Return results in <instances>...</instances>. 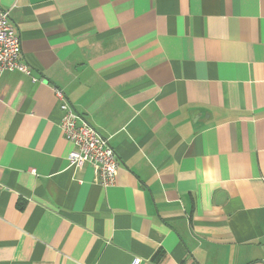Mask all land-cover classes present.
Here are the masks:
<instances>
[{"label": "crops", "instance_id": "0c3cea01", "mask_svg": "<svg viewBox=\"0 0 264 264\" xmlns=\"http://www.w3.org/2000/svg\"><path fill=\"white\" fill-rule=\"evenodd\" d=\"M0 8L33 70L0 72V264H264V0ZM55 88L113 186L70 166Z\"/></svg>", "mask_w": 264, "mask_h": 264}, {"label": "built area", "instance_id": "2783aa9c", "mask_svg": "<svg viewBox=\"0 0 264 264\" xmlns=\"http://www.w3.org/2000/svg\"><path fill=\"white\" fill-rule=\"evenodd\" d=\"M4 71H18L27 76H32L33 72L21 59V40L11 23L10 11L0 8V72ZM54 91L60 100L61 129L65 139L74 146L68 155L70 166L80 169L86 163H94L100 170L101 185L113 186L117 181L120 164L109 139L99 135L86 121L79 123L80 117L64 91L59 88H55ZM139 263V259L132 262Z\"/></svg>", "mask_w": 264, "mask_h": 264}]
</instances>
